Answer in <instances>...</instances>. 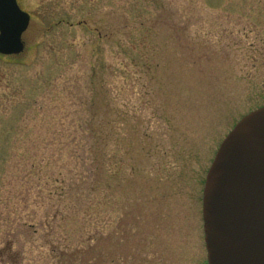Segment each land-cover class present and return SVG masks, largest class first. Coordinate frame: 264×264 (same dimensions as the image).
<instances>
[{
	"label": "rangeland",
	"instance_id": "1",
	"mask_svg": "<svg viewBox=\"0 0 264 264\" xmlns=\"http://www.w3.org/2000/svg\"><path fill=\"white\" fill-rule=\"evenodd\" d=\"M20 3L25 50L0 54V264H208L207 172L264 105V0Z\"/></svg>",
	"mask_w": 264,
	"mask_h": 264
},
{
	"label": "water",
	"instance_id": "2",
	"mask_svg": "<svg viewBox=\"0 0 264 264\" xmlns=\"http://www.w3.org/2000/svg\"><path fill=\"white\" fill-rule=\"evenodd\" d=\"M30 15L0 0V54L20 55ZM208 264H264V106L244 115L220 144L203 190Z\"/></svg>",
	"mask_w": 264,
	"mask_h": 264
},
{
	"label": "trees",
	"instance_id": "3",
	"mask_svg": "<svg viewBox=\"0 0 264 264\" xmlns=\"http://www.w3.org/2000/svg\"><path fill=\"white\" fill-rule=\"evenodd\" d=\"M113 69L116 70L115 66H114ZM117 69H119V68H117ZM116 112H117L116 115H117V118H118V122H119V120H125L126 119L125 118L126 114L127 115L129 114V112L122 111L121 109H117ZM135 113H137V112L135 111ZM89 131L92 134V136H94V137H97L99 135H103L104 134L103 128H101V129H95L92 126L91 129H89ZM106 150H107V145H106V143L104 141H99L94 146L91 147V151L95 152V154L102 155V153L106 152ZM96 159H98V158H96Z\"/></svg>",
	"mask_w": 264,
	"mask_h": 264
},
{
	"label": "flooded vegetation",
	"instance_id": "4",
	"mask_svg": "<svg viewBox=\"0 0 264 264\" xmlns=\"http://www.w3.org/2000/svg\"><path fill=\"white\" fill-rule=\"evenodd\" d=\"M18 1V4H19V6H20V8L23 10V11H26L24 8H23V6L21 5V3H20V0H17ZM27 12V11H26ZM25 34V33H24ZM24 34H23V36H22V40L24 41ZM24 43H25V41H24Z\"/></svg>",
	"mask_w": 264,
	"mask_h": 264
}]
</instances>
